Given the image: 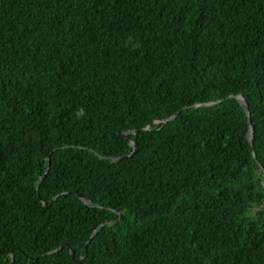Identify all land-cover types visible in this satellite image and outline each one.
Listing matches in <instances>:
<instances>
[{"label": "trees", "instance_id": "obj_1", "mask_svg": "<svg viewBox=\"0 0 264 264\" xmlns=\"http://www.w3.org/2000/svg\"><path fill=\"white\" fill-rule=\"evenodd\" d=\"M263 182L264 0H0V264H264Z\"/></svg>", "mask_w": 264, "mask_h": 264}, {"label": "water", "instance_id": "obj_2", "mask_svg": "<svg viewBox=\"0 0 264 264\" xmlns=\"http://www.w3.org/2000/svg\"><path fill=\"white\" fill-rule=\"evenodd\" d=\"M230 97H233V96H229L228 98H230ZM235 98L239 101V103L241 104L243 110H244L245 113L247 114L248 124H249V130H250V135H249L248 141H249V143H250V147H251V150H252V148H253L252 139H253L254 130H253V127H252V125H251L250 118H249L248 107H247V104H246V102H245L243 96L238 95V96H235ZM223 100H225V99H222V100H219V101H216V102L205 103V104H196L195 107H209V106H214V105H216V104L222 102ZM188 107H189V106H188ZM188 107H187V108H188ZM174 118H175V116L173 115V116H170V117H168V118H166V119H163V120H161V121H158V122H160V123L163 125V124H166L168 121H170V120H172V119H174ZM150 127H151V126H147L146 128H143L142 130H149ZM137 132H138V130H132V131H130L129 133H131V134H136ZM124 137H126V133L124 134ZM129 144L132 145L133 149L135 148V144H134L133 141H129ZM131 155H132V153L129 154V156H131ZM252 156H253V158L255 159V155H254L253 153H252ZM125 157H126V156H125ZM125 157H118V158H115L114 161L121 160V159H123V158H125ZM47 170H48V169H47ZM263 187H264V182H263ZM76 195H77V197H78V198H79L84 204H88L89 201H88L86 198H84L81 194L76 193ZM44 205H45V204H44ZM118 215H119V219H118L116 222L121 221V219H122V217H123L122 213H118ZM110 223H111V222H105L103 225H108V224H110ZM92 236H93V234H92ZM92 236H91V237H92ZM63 246H65V245H63ZM63 246L59 247V249H56V250H53V251L49 252V254L54 253V252H57L58 250H61V248H62ZM70 255H71V259H72L74 262H80L81 259H82V257H83V251H82V253H81V255H80V257H79L78 259H75V258H74V255H73V253H72L71 251H70Z\"/></svg>", "mask_w": 264, "mask_h": 264}]
</instances>
